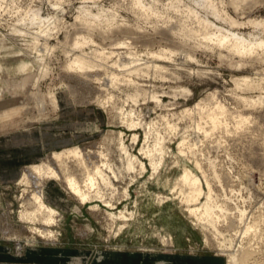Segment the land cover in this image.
I'll list each match as a JSON object with an SVG mask.
<instances>
[{"label":"rangeland","instance_id":"obj_1","mask_svg":"<svg viewBox=\"0 0 264 264\" xmlns=\"http://www.w3.org/2000/svg\"><path fill=\"white\" fill-rule=\"evenodd\" d=\"M213 1L218 17L202 0H18V13L4 14L0 111L16 98L19 108L0 124V146L6 157L20 151L23 160L18 169L0 172V264H229L227 256L247 243L242 232L251 217L258 227L250 262L264 264V92L237 90L233 83L264 77V52L255 60L205 48L198 23L264 41V0L237 10L229 0ZM28 8L45 21L26 19L18 25L24 35H17L7 26ZM226 17L241 24L230 27ZM79 58L88 68L78 67ZM209 94L226 109L215 129L186 113ZM247 97H258L262 106L251 108L242 100ZM77 122L90 131L72 132ZM30 143L37 147H23ZM181 143L189 165L201 167L205 195L195 206L207 202L216 224L190 219L185 203L164 189L181 173L175 163ZM69 147L95 163L105 159L111 170L103 171L102 199L92 194L85 205L60 182L43 180L59 213L49 240L19 220L31 187L17 182L31 165ZM32 154L37 157L24 159ZM123 209L127 229L115 235L107 214Z\"/></svg>","mask_w":264,"mask_h":264},{"label":"bare ground","instance_id":"obj_2","mask_svg":"<svg viewBox=\"0 0 264 264\" xmlns=\"http://www.w3.org/2000/svg\"><path fill=\"white\" fill-rule=\"evenodd\" d=\"M17 1L18 0H0V21H3V16L5 13H18V11L15 10ZM252 1L253 0H229L228 4L237 10V7L241 3ZM202 3L205 8H209L215 17H218L214 9L213 0H202ZM26 19H31L41 23L45 21V19L41 17L38 10H32L31 8H28L24 12V16L18 20L16 24L7 27L13 33L22 36L24 33L20 32L18 25L20 22L26 21ZM225 22H227L230 27H236V25L241 24L230 17H226ZM198 23L205 31L203 37V45L205 48H210L211 50H224L232 56H237L240 58L253 57L254 59V56H261L259 55V51L261 53L264 52V41H262L260 38L249 36L246 37L236 32L223 31L222 29L211 25L208 21L200 20ZM246 23H249L254 27H258L262 26L261 24L263 22H257L248 19ZM210 29H212L214 33L208 34ZM75 47L78 48V43L75 44ZM35 52L38 51L35 49ZM262 55V57H264V53H262ZM260 59L261 57L259 60ZM76 60L77 61L75 62H77V65L80 69L84 70L88 68V65L83 59L79 58ZM261 61H264V59L262 58ZM1 71L2 68H0V72ZM5 77L6 76H4V79ZM233 83L235 89L237 90L256 91L259 93L264 92V77L257 79L250 77L234 78ZM51 97L53 102L55 101V105H58V99L53 96ZM242 100L253 109H257L263 104L262 101H259L258 97H247L242 98ZM18 103L19 102L16 98L13 105H6L3 107V110L0 111V124H2V122L5 120L9 121V114L11 111H15L14 109L19 108ZM208 105H211L212 108H209ZM186 113L189 115H197L200 119H205L213 126V129H215L219 124L217 115L223 116L226 113V109L218 102L216 94H209L200 102L195 104L192 110H187ZM245 120L246 119L241 118V121ZM71 126L72 132L75 134L78 132L90 131L87 129V123L77 122L75 125L73 123ZM129 126L133 127L132 123H129ZM196 129H201L200 125L197 123ZM35 131L36 132L34 133L37 134L38 131ZM31 132L33 131L31 130ZM7 138L9 137H6V140L8 141L9 139ZM133 139L135 140V137ZM120 146L121 150H123L124 145L122 141H120ZM181 146L182 143L178 146L177 153L175 154V163L176 166L181 170V173L179 174V177L176 179V181H166L164 183V189L185 203L184 213L187 214L190 219L200 218V220H205L211 222L212 224H216L219 220V217L214 215L211 206H209L207 202L203 203L201 206H195L198 204L199 198L205 195L200 188V181L198 178V173L200 172L201 167L197 162L192 166L189 165V163L185 160V154ZM82 152L83 150H81L79 147H69L59 151H53L49 154L46 160L41 161L39 164L31 165L27 170H25V173L22 174L21 179L17 183L22 184L23 187H31V190H27V197L21 200L22 202L20 205L21 210L19 212V220L28 225V231L31 233L38 234L41 237L52 240L53 232L49 229L58 223L57 220L59 213L54 207L50 205L51 195L45 189L43 183L44 179L50 178L53 181L60 182L67 194L80 204L85 205L90 202L92 200V194L97 196L99 199H102L100 187L101 185H105V181L107 180L104 179L103 171L105 169L111 170L110 165L105 159H100V161L95 163L89 158V156L86 157V155H84ZM100 157H102V155H100ZM86 158H88V160ZM127 167V169H132V163H129ZM208 197L209 191L205 199L207 200ZM155 200L158 201L159 198H156ZM103 203L110 208L113 207L108 202L103 201ZM94 208L96 207H92V209ZM124 214V209L118 213L107 214V220L112 222L114 225L111 226L113 227L115 235H118L127 229V225H122L123 223L120 222V220L124 219ZM242 216L243 212L241 213V217ZM249 220L250 221L244 226L242 232V240L246 241L247 243H244V246L241 248L239 253L236 252L237 255L227 256V262L229 264H234L235 261H239L241 264H251L250 260L254 259L253 255L256 252L249 242L253 237L256 236L258 226L254 217H251ZM1 226L3 225H0V227ZM7 229L10 230L9 228ZM5 232L6 231H4V233ZM151 234H153V232ZM163 239V237H158L160 242L165 243Z\"/></svg>","mask_w":264,"mask_h":264},{"label":"crops","instance_id":"obj_3","mask_svg":"<svg viewBox=\"0 0 264 264\" xmlns=\"http://www.w3.org/2000/svg\"><path fill=\"white\" fill-rule=\"evenodd\" d=\"M37 134H40V133H37ZM41 135V134H40ZM18 137L16 136V139L14 140V141H12V142H18ZM2 143L4 144V146H9L8 144L6 145L5 144V142L2 140ZM58 142H56V143H54V144H57ZM34 145H36V144H27V145H23V147L24 148H26V147H28V148H36L37 146H34ZM45 145V144H44ZM12 147V146H11ZM11 147H9V148H11ZM8 148V149H9ZM14 148V147H13ZM16 148H18V149H21V147L19 146V147H16ZM57 148H59V147H51L50 149L52 150V149H57ZM4 147L3 146H0V172H6V171H9V170H13V169H18V167H19V164H21V160H23L22 158V156H21V153H20V151H19V154H18V152H17V157L15 158V159H11V155L9 156V157H6V155H4ZM9 151H10V149H9ZM37 157V156H33V154L32 155H30V156H28V157H26V158H24V159H27V158H30V157ZM22 157V158H21ZM9 160H8V159ZM36 159V158H35ZM8 160V161H7ZM18 166V167H17ZM4 174V173H3ZM2 178H6V176H3L2 175ZM9 180V179H8ZM2 183L4 182V180L3 181H1Z\"/></svg>","mask_w":264,"mask_h":264}]
</instances>
